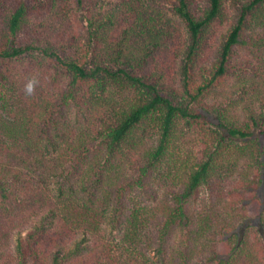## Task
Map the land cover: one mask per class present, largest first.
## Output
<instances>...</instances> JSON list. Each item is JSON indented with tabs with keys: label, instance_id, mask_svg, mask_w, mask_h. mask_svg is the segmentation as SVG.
Returning <instances> with one entry per match:
<instances>
[{
	"label": "trees",
	"instance_id": "16d2710c",
	"mask_svg": "<svg viewBox=\"0 0 264 264\" xmlns=\"http://www.w3.org/2000/svg\"><path fill=\"white\" fill-rule=\"evenodd\" d=\"M195 2L0 0V264H264V0Z\"/></svg>",
	"mask_w": 264,
	"mask_h": 264
},
{
	"label": "rangeland",
	"instance_id": "374dc122",
	"mask_svg": "<svg viewBox=\"0 0 264 264\" xmlns=\"http://www.w3.org/2000/svg\"><path fill=\"white\" fill-rule=\"evenodd\" d=\"M204 2H205V0H196V2H195L196 7H201L204 4ZM225 14H226L227 18H229L232 14V11H231V9L228 8V5L226 8ZM226 25H227V21H224L223 24L220 25L219 27L216 24V26L218 28V34L215 35L216 40H219L218 35H219V33H221L225 29ZM212 53H214V52L210 51L211 55H213ZM205 65L208 66L209 64L205 63ZM260 143L262 145H264V139H261ZM8 179L11 181L12 177H8ZM17 183L22 187V192L19 190L20 192L13 193L14 194V195L12 194L13 196L12 195L9 196V198H7L5 200L6 204H4L7 207L2 208L0 213L2 216L4 215L6 217L7 210H9L11 213V216H14L15 214H19V216L22 218V221L24 219L32 220L36 214V203H35L36 197L35 196L37 195V190L35 188H31L30 186H29V188L26 187L24 181H17ZM49 188L52 190L53 185L49 186ZM30 189H32V190H30ZM15 210H16V213H15ZM253 219L256 220V218H253ZM29 227H30V223L24 224V228L22 227L23 231L29 229ZM14 235H15V233H12V235L10 237V238H12V240L15 239Z\"/></svg>",
	"mask_w": 264,
	"mask_h": 264
},
{
	"label": "clouds",
	"instance_id": "9594fccd",
	"mask_svg": "<svg viewBox=\"0 0 264 264\" xmlns=\"http://www.w3.org/2000/svg\"><path fill=\"white\" fill-rule=\"evenodd\" d=\"M39 81L35 76H32L26 80L23 86V91L26 96H32L35 93L36 87Z\"/></svg>",
	"mask_w": 264,
	"mask_h": 264
}]
</instances>
